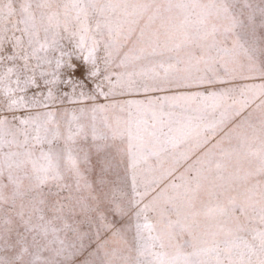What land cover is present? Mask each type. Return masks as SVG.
<instances>
[{
    "label": "snow or ice",
    "instance_id": "snow-or-ice-1",
    "mask_svg": "<svg viewBox=\"0 0 264 264\" xmlns=\"http://www.w3.org/2000/svg\"><path fill=\"white\" fill-rule=\"evenodd\" d=\"M0 264H264V0H0Z\"/></svg>",
    "mask_w": 264,
    "mask_h": 264
}]
</instances>
